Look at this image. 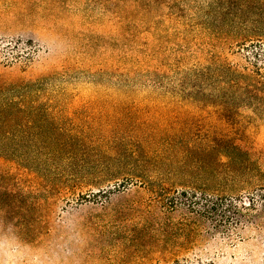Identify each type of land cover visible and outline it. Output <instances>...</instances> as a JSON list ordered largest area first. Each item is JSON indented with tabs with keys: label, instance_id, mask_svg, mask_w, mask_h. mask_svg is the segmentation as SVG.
Returning <instances> with one entry per match:
<instances>
[{
	"label": "rangeland",
	"instance_id": "rangeland-1",
	"mask_svg": "<svg viewBox=\"0 0 264 264\" xmlns=\"http://www.w3.org/2000/svg\"><path fill=\"white\" fill-rule=\"evenodd\" d=\"M34 82L23 264H264V0H0V87Z\"/></svg>",
	"mask_w": 264,
	"mask_h": 264
},
{
	"label": "trees",
	"instance_id": "trees-1",
	"mask_svg": "<svg viewBox=\"0 0 264 264\" xmlns=\"http://www.w3.org/2000/svg\"><path fill=\"white\" fill-rule=\"evenodd\" d=\"M40 87L38 82L0 87V155L20 161L27 160L29 155L18 147L20 141L27 143L30 138L41 133L43 128L35 125L37 117H55L46 104L36 100ZM23 206L25 204L18 195L0 193V207L6 208L4 211L7 213L10 211L17 214L22 234L32 239L38 235L41 227H37L34 219H28L22 213L26 210ZM30 221L34 223L30 224Z\"/></svg>",
	"mask_w": 264,
	"mask_h": 264
},
{
	"label": "clouds",
	"instance_id": "clouds-1",
	"mask_svg": "<svg viewBox=\"0 0 264 264\" xmlns=\"http://www.w3.org/2000/svg\"><path fill=\"white\" fill-rule=\"evenodd\" d=\"M0 264H23L20 249L4 238H0ZM50 264H56V262L52 261Z\"/></svg>",
	"mask_w": 264,
	"mask_h": 264
}]
</instances>
